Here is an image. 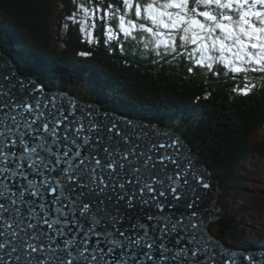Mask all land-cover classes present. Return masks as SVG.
<instances>
[{
    "label": "snow or ice",
    "instance_id": "snow-or-ice-1",
    "mask_svg": "<svg viewBox=\"0 0 264 264\" xmlns=\"http://www.w3.org/2000/svg\"><path fill=\"white\" fill-rule=\"evenodd\" d=\"M193 4L122 0L145 22L119 14V31L132 39L134 29L143 32L157 56L161 47L176 57L194 46L190 74L216 63L264 71V0ZM76 10L82 32L88 17L95 27L96 13L120 11L96 3ZM9 60L0 57V264H264V249L257 259L206 234L217 213L214 185L183 136L46 91L13 73Z\"/></svg>",
    "mask_w": 264,
    "mask_h": 264
},
{
    "label": "trees",
    "instance_id": "trees-1",
    "mask_svg": "<svg viewBox=\"0 0 264 264\" xmlns=\"http://www.w3.org/2000/svg\"><path fill=\"white\" fill-rule=\"evenodd\" d=\"M134 2L147 4L151 0ZM78 3L117 7L122 0H0V45L10 50L21 71L29 59L34 62L35 55L39 56L40 60L35 64L46 70L40 75L43 82H47L46 86L49 85L47 78L51 77L54 87L63 83L65 88L73 89L70 92L86 98L93 85L86 80L80 84L76 82L88 74L93 82L100 81V94L137 105L142 112L137 116L143 114L148 116L147 120L181 132L221 187L218 203L223 212L212 224L215 234L226 245L242 246L246 234L236 225L235 218L244 213L254 196L246 201L240 198L241 205L233 208L231 193L239 191V185L250 172L245 166L246 158L264 147V94L257 97L233 94L229 82L212 79L214 77L204 73L205 67L188 73L187 69L192 66L188 53L194 46H189L186 51L182 49L184 54L176 57L169 53L160 62L156 58L143 64L136 59L130 60L119 47L121 43L116 42V47L111 49L108 46L111 39H108L107 29L111 18L101 19V14L96 13L95 27L92 26L93 19L88 17L85 31H81L80 21L84 17L76 10ZM70 16L74 19H68ZM133 16L135 18V14ZM127 19L133 22L130 13ZM89 31H95L98 39L89 42ZM117 38L121 39V36ZM82 52L91 55H79ZM152 56L157 55L153 53ZM77 57L99 71L94 68L78 77L77 72L65 70L71 68V61L81 63ZM43 61L47 66L41 64ZM39 70L32 67L30 75L35 76ZM214 75L217 76L216 72ZM83 86L88 89L79 88ZM206 93H210L207 99L204 98ZM112 103L116 104V100ZM170 113H176L171 120L165 115Z\"/></svg>",
    "mask_w": 264,
    "mask_h": 264
},
{
    "label": "clouds",
    "instance_id": "clouds-1",
    "mask_svg": "<svg viewBox=\"0 0 264 264\" xmlns=\"http://www.w3.org/2000/svg\"><path fill=\"white\" fill-rule=\"evenodd\" d=\"M15 34V33H14ZM1 48L3 49V51L5 52V54L8 56V57H10V60L12 61V63L14 64V66H15V68L18 70V71H21V69L19 68V66H18V63L14 60V57L11 55V53H10V50L8 49H5L2 45H1ZM40 55V54H39ZM29 58H30V56H29ZM35 60L37 61V60H40V58H39V56L38 57H36L35 58ZM73 60L74 61H76V59L75 58H73ZM23 61V63H25V61L24 60H22ZM36 61H30V59L28 60V62H26L27 64H26V67L24 66L23 68H22V73L23 74H25V75H27V76H29L30 75V69L32 70V67H33V69L34 68H36V69H40L39 71H37V72H35V76L34 77H31V76H29V77H31V78H33L34 80H36L40 85H42L44 88H47V89H49V90H56L55 89V87L53 86V83L54 82H51V80H50V78H47V81H49L48 82V86H46V83L45 82H43V80L40 78V75H43L45 72H46V70H44V68L43 69H41L39 66H36L37 65V63L35 64V62ZM70 63H73V61H71ZM76 63V62H75ZM42 65H45V66H47V63L46 62H44L43 61V63H41ZM74 64V63H73ZM78 64V63H77ZM55 66V65H54ZM53 68V67H52ZM56 68H58L57 66H56ZM54 70V69H53ZM65 70H69L71 73H73V72H77V76L79 77L80 75H82V74H84L86 71H79L78 72V69L77 68H75L74 69V71H72V70H70L69 69V67H67V68H65ZM84 72V73H83ZM83 76V75H82ZM89 75L87 74V76L85 77V76H83V77H79V81H82V82H80V83H83V82H85L84 80H86L87 81V83L88 84H92L93 86L90 88V93H86L87 95L85 96L86 98H80V97H78L76 94H74V93H72V92H70V91H66V93H67V95H69V96H71V97H73V98H75V99H77V100H79V101H83V102H89V103H93V104H98V106L102 109V110H105V111H108V112H112V113H114V114H118V115H125V116H128V117H134V118H136L137 119V117L139 118V119H141V117H144L145 115H143V116H137V114H141L142 112L139 110V108H138V106L137 105H133L132 103H128V102H126V101H124L123 99H121V98H114V96H111V98H107L106 96H104L103 94H100V92H101V90L99 91V85H100V81L99 80H97V81H95V82H93L89 77H88ZM87 78V79H86ZM60 79H62V78H60ZM59 85H64L63 83H60ZM54 87V88H53ZM85 87V90L86 89H88V88H86V86H84ZM84 87H79L80 89H82V88H84ZM95 89V91H93ZM57 91V90H56ZM61 92H64V91H61ZM102 95V96H101ZM113 100H116V104H114V103H112V101ZM140 111V112H139ZM147 111H148V109H147ZM148 117V116H147ZM215 179V178H214ZM216 180V179H215ZM217 181V180H216ZM218 183V182H217ZM220 190H221V187H220V185L218 184V191H217V195H216V198H215V201H216V204H217V206L222 210V208H221V206H220V204L218 203V197H219V192H220ZM233 198V197H232ZM231 198V199H232ZM239 198H243L242 197V194L240 195V197ZM237 205H241V203L240 202H238V204ZM249 208V206L248 207H245V211H246V209H248ZM251 209H254L253 207H251ZM250 208H249V210H251ZM245 211H244V213H242V214H237V216H236V218H235V221H236V225L237 226H239V227H241V229L242 228H244V226H242V225H244V223H245V226L246 225H248L247 224V222L249 221V215H246L245 214ZM222 212H223V210H222ZM222 212H221V214H220V216L222 215ZM219 216V217H220ZM260 216V215H259ZM219 217H217V218H215L214 220H211V223L209 222H207V224H206V231H207V228H209V229H212V228H214L213 226H212V224L219 218ZM239 217V218H238ZM260 218H261V216H260ZM248 219V220H247ZM263 218H261V220H262ZM243 230V229H242ZM244 231V230H243ZM246 234V236L243 238V240H244V242H243V245H249V244H246V242H247V240L250 238L251 240H250V242H252V244H254V245H261V242L263 241V239H262V235H260L261 236V238L257 235V238H255L254 236H255V234H252V235H249L248 233H245ZM263 235H264V233H262ZM264 237V236H263ZM214 239H216L217 241H219L224 247H227L228 245H226L223 241H222V239H220L218 236H217V234L213 237ZM238 247V246H237ZM240 247V246H239Z\"/></svg>",
    "mask_w": 264,
    "mask_h": 264
},
{
    "label": "rangeland",
    "instance_id": "rangeland-1",
    "mask_svg": "<svg viewBox=\"0 0 264 264\" xmlns=\"http://www.w3.org/2000/svg\"><path fill=\"white\" fill-rule=\"evenodd\" d=\"M14 33L15 32H13L12 34H14ZM35 56L38 57L37 55H35ZM28 58H29V55H28ZM80 82H82V81H78V82H76V84H80ZM253 177L256 178V180L258 181V179H259L258 175H256V174H251L250 175L249 174V176L247 177L246 180H247V184L250 186V188H248V191H243V190L239 191L243 195V198H248V196L250 194H253L250 190L257 191L260 188V183L254 181ZM239 192H236L235 196L240 197ZM232 197H233V194L231 193V198ZM251 207H253V203L250 200L249 201V208L251 209ZM249 208L246 209L245 214L246 215L250 214V215H252L254 217V220H253L252 217L250 216L251 217V221L254 222V223L258 222V224L264 223V196L263 195H261V196L257 195L256 196L255 205L253 207L254 210H249ZM221 212H222V210H221ZM259 215L261 216V218H263L262 220L259 219V217H260ZM210 223H211V221H210ZM249 223L251 224V222H249ZM242 226L245 227V223ZM253 229H254L253 232H255V230H257L256 227H253ZM207 234H209L211 237H214L217 233L215 234V228H212V229L207 228Z\"/></svg>",
    "mask_w": 264,
    "mask_h": 264
},
{
    "label": "water",
    "instance_id": "water-1",
    "mask_svg": "<svg viewBox=\"0 0 264 264\" xmlns=\"http://www.w3.org/2000/svg\"><path fill=\"white\" fill-rule=\"evenodd\" d=\"M3 56H7L6 54H5V52L3 51V49L1 48V45H0V57H3ZM9 62L10 63H12V61L11 60H9ZM13 64V63H12ZM12 72L13 73H15L16 75H18V77L19 78H21V79H24V78H27V79H30L32 82H34L35 84H37V85H39V86H42V85H40L36 80H34L33 78H31V77H29V76H27V75H25V74H22V73H20L16 68H15V66L12 68ZM43 87V86H42ZM44 88V87H43ZM46 91H49V92H51V93H62V94H65L64 92H61V91H56V90H49V89H47V88H44ZM65 95H67V94H65ZM68 97H70V98H73V97H71V96H69V95H67ZM73 99H75V98H73ZM76 101H79V100H77V99H75ZM79 102H81V103H87V104H93V103H89V102H83V101H79ZM100 108V107H99ZM101 109V108H100ZM103 111H105V110H103ZM105 112H108V111H105ZM122 116H124V117H126V118H129L128 116H125V115H122ZM130 119V118H129ZM216 181V180H215ZM215 181H213V180H211V184L212 185H214V187H213V189H212V192H213V200H212V204L215 206V208L217 209V213L214 215V216H212V217H210L208 220H207V222L208 221H210V220H214L215 218H217V217H219L220 216V214H221V209L217 206V204H216V201H215V198H216V195H217V191H218V184L215 182ZM207 224V223H206ZM205 231H206V225H205ZM206 234H207V231H206ZM209 237H211L209 234H207ZM211 238H213V237H211ZM214 239V238H213ZM216 242H219V241H217L216 239H214ZM220 243V242H219ZM221 244V243H220ZM222 245V244H221ZM223 246V245H222ZM224 247V246H223ZM225 248V247H224ZM226 249V248H225ZM225 264H229V259L227 258V257H225ZM240 264H248V262L246 261V260H242V261H240Z\"/></svg>",
    "mask_w": 264,
    "mask_h": 264
},
{
    "label": "bare ground",
    "instance_id": "bare-ground-1",
    "mask_svg": "<svg viewBox=\"0 0 264 264\" xmlns=\"http://www.w3.org/2000/svg\"><path fill=\"white\" fill-rule=\"evenodd\" d=\"M101 32V34H102V31H100ZM145 62V59L143 60V63ZM20 72V71H19ZM21 73V72H20ZM23 74V73H22ZM29 76H31V77H34L33 75H29ZM73 84V83H72ZM84 87V86H83ZM55 89L57 90V91H64V93L65 94H67L66 93V91H70L72 88H65L64 86H62V85H58V86H56L55 87ZM73 90V89H72ZM93 91H95V89L93 90ZM239 111V110H238ZM176 114V113H175ZM175 114H171L170 113V115H172V116H174ZM211 221V220H210ZM210 221H208V223L210 222Z\"/></svg>",
    "mask_w": 264,
    "mask_h": 264
}]
</instances>
